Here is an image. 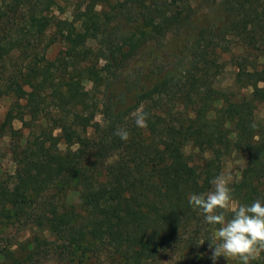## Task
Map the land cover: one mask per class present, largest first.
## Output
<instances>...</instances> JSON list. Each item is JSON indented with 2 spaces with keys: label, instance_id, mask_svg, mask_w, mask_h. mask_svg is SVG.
Returning <instances> with one entry per match:
<instances>
[{
  "label": "trees",
  "instance_id": "trees-1",
  "mask_svg": "<svg viewBox=\"0 0 264 264\" xmlns=\"http://www.w3.org/2000/svg\"><path fill=\"white\" fill-rule=\"evenodd\" d=\"M57 5L0 0V99L12 100L0 136L19 135L15 120L28 130L9 152L14 186L0 176V264H46L45 233L77 254L59 264H86L103 253L116 256L113 264H161L171 254L178 264H213L209 245L219 226L205 223L189 194L210 189L223 160L239 153L245 166L229 185L235 203L264 202V118L254 95L242 93L264 85V0H104L96 49L87 47L88 24L57 20ZM183 33L185 57L164 65L149 44ZM236 49L245 56L234 60L232 86H214ZM144 50L152 59L127 71ZM14 57L21 61L6 72ZM83 81L91 87L79 93ZM138 110L147 113L146 128L135 124ZM117 129L130 138L121 140ZM187 146L201 154L198 165L189 167ZM194 170V183L184 187ZM58 187L77 196L63 206L71 218L61 228L52 220L58 206H42ZM133 209L144 216L139 225L124 217ZM21 223L37 232L2 236ZM250 264H264V253Z\"/></svg>",
  "mask_w": 264,
  "mask_h": 264
},
{
  "label": "rangeland",
  "instance_id": "rangeland-1",
  "mask_svg": "<svg viewBox=\"0 0 264 264\" xmlns=\"http://www.w3.org/2000/svg\"><path fill=\"white\" fill-rule=\"evenodd\" d=\"M111 1H119V0H111ZM103 2L104 0H58V5L53 9V15L57 20H74L76 21V25H79L81 22L87 23L90 27V38L87 42V47L90 49H96L99 42V35L97 32V26L101 21V12L103 10ZM55 27H53L47 34V36L42 41L46 43L51 37L52 32ZM188 35L183 33L181 35L168 34L164 39L160 41L159 44L150 43V50H155L156 55L158 56V60L162 62L164 65H174L175 62L181 58L183 59L186 55V47L188 45ZM63 49L62 45H56L50 48L48 52L49 58H54L60 50ZM235 51V50H234ZM224 57V62L221 63L224 65V70L221 74L217 76L215 79L216 87H222L224 89L232 86L233 78H234V60L238 57L239 61L242 62L243 56H245L244 52L239 49H236V52ZM152 59L149 58L147 50L143 51L138 57L137 62H132L128 67L127 71H132V67L134 66H143L148 63V61ZM241 59V60H240ZM20 58L14 57L7 61L6 72L12 69L14 64L20 62ZM247 61V60H245ZM246 63V62H244ZM247 64V63H246ZM259 65L261 68H264V59L259 61ZM131 70V71H130ZM91 87V83L88 81H83L78 88L79 93H83L89 90ZM242 93L246 96L254 95L256 99V114L260 118H264V85L259 83L256 87H249L242 91ZM11 99H0V124L3 121V118L11 104ZM100 117L97 116L96 121H100ZM12 126L15 130L19 131V135L17 137L11 136L9 132L4 133L0 136V176L7 179L9 185L11 187L14 186L13 179V171L14 166L11 162L10 158V149L16 146H20L24 143L26 136L28 135V130L25 129L21 122L18 120L13 121ZM91 133V130L88 131ZM61 149H64L63 145H60ZM185 153L193 157V162L189 164V167L192 165H198L200 161L199 151L193 149L190 146L185 148ZM208 154L205 153L203 158H207ZM221 173L225 176L231 178V182L237 180L239 178L240 172L245 166V158L242 154L233 153L229 157L225 158L221 164ZM197 170L193 171V174L189 175L185 179L184 187L194 183L195 176H197ZM213 187V186H212ZM210 189L204 190L203 193H207ZM43 209L50 210L51 203H55L57 205V209L55 214L52 216V220L56 226L61 228L66 224V222L71 218L69 213H65L66 208L64 205L70 206L75 205L77 202V196L74 192L68 190L66 194L60 191V187L53 188L46 195H44L43 199ZM125 219L130 222L132 225H139L143 222L144 216L142 212L137 209H133L124 215ZM36 228L32 226H25L24 223L11 225L8 228L4 229L2 232V236L6 238H15L18 240L25 239L27 237H31L36 233ZM45 236L48 238L50 242V249H52V258L46 262V264H59L58 259L63 260H73L76 259L77 254L74 252L73 246L65 239H57L54 236H50L48 233H45ZM60 255V256H59ZM212 250H209V256L211 257ZM59 256V257H58ZM116 261V256L113 254H101L97 260L93 259L92 261L87 262L86 264H113ZM180 262L178 254H171L167 258H165L161 264H178ZM213 262V261H212ZM62 264V262L60 263ZM71 264H76L71 263ZM215 264H235L234 259H227L225 257H219L215 261Z\"/></svg>",
  "mask_w": 264,
  "mask_h": 264
},
{
  "label": "clouds",
  "instance_id": "clouds-1",
  "mask_svg": "<svg viewBox=\"0 0 264 264\" xmlns=\"http://www.w3.org/2000/svg\"><path fill=\"white\" fill-rule=\"evenodd\" d=\"M135 124L146 128L147 113L138 110ZM114 134L123 141L130 138L125 129H117ZM230 183L231 178L221 173L211 181L212 190L189 194L188 203L203 214L205 223L219 226L209 245L213 264L221 256L250 264L264 253V202L255 200L250 205L235 203ZM227 213H231L230 219L226 217Z\"/></svg>",
  "mask_w": 264,
  "mask_h": 264
}]
</instances>
